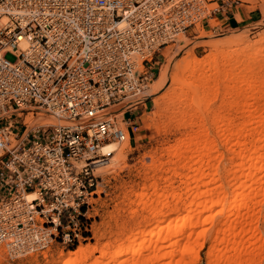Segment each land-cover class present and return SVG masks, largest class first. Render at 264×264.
Here are the masks:
<instances>
[{"label":"built area","instance_id":"built-area-1","mask_svg":"<svg viewBox=\"0 0 264 264\" xmlns=\"http://www.w3.org/2000/svg\"><path fill=\"white\" fill-rule=\"evenodd\" d=\"M230 6L0 0V246L23 255L85 238L94 172L113 155L99 149L138 131L124 115L141 105L161 51Z\"/></svg>","mask_w":264,"mask_h":264},{"label":"bare ground","instance_id":"bare-ground-1","mask_svg":"<svg viewBox=\"0 0 264 264\" xmlns=\"http://www.w3.org/2000/svg\"><path fill=\"white\" fill-rule=\"evenodd\" d=\"M259 43L249 44L240 37L209 40L202 44L210 46L215 54L198 60L188 52L173 64L174 79L167 87V95H173L176 104L185 107L178 112L176 121L182 128H196L187 134L183 147L173 148L170 154L182 170L192 171L191 177L186 174L192 184L191 188L188 181L185 184L189 193L187 208L183 214H178L175 205L164 212L166 199L152 205L149 215L155 222L144 232L127 237L124 247L111 253L101 249L99 260L94 259L89 264H197L198 247L203 246L200 243L206 237L210 239L205 255L207 264L260 263V257L254 253L258 240L254 232L257 209L264 206V73L258 75L257 70L253 71L264 68V55H260L264 48H254ZM228 67L232 70L225 77L232 85H228L226 96L223 94L226 98L222 97L218 109L209 108L204 102L206 99L198 97L202 87L216 82L215 75L205 73H219ZM167 75L161 76L155 92ZM217 83L216 88L220 84ZM223 107L235 116L240 115V119H232L228 113V118H221ZM128 140L129 133L126 142ZM123 144H105L99 153L114 154L116 146ZM219 147H226L228 156L224 157ZM118 153L121 154L122 149ZM32 197L30 195L29 199ZM215 219L219 221L215 223ZM258 235L264 242V236ZM3 248L6 250L5 246ZM94 250L80 246L74 253L57 259L56 264H87Z\"/></svg>","mask_w":264,"mask_h":264},{"label":"rangeland","instance_id":"rangeland-1","mask_svg":"<svg viewBox=\"0 0 264 264\" xmlns=\"http://www.w3.org/2000/svg\"><path fill=\"white\" fill-rule=\"evenodd\" d=\"M230 2L229 13L230 16L235 13L238 28L225 32L220 23L211 22V25L201 30L198 37L180 39L177 43L168 45L161 51L155 78L149 83L148 89L140 98L142 102L139 108L141 126L135 132V137L133 139L130 137L129 142L116 146L113 156L107 159V164L97 168L94 172L97 183L91 199L88 236L68 249L53 245L43 253L37 251L31 254L12 256L1 246L0 264H56L57 259L65 258L67 253H74L80 246L95 248L90 259L87 260V264H89L94 259L99 260L101 249H107L111 253L119 247H124L126 243L124 241L127 237L144 232L149 225L155 222L149 215V209L163 199H166L164 212L173 209L175 205L174 209L178 214L184 213L189 201L187 197L189 193L186 192L185 184L187 181V184L191 182L186 174L191 177L192 171L182 170L174 161L175 159L170 157V154L173 148L183 147L182 144L186 137L194 131L195 127H191L192 129L190 127L182 128L176 121L179 116L178 112L185 107L177 105L173 95L172 97L167 95L168 88L174 79L173 64L175 65V62L186 57L188 52H191L198 60H204L215 53L210 46L202 43L225 37H240L249 44L260 42L254 48L259 46L264 48V0H230ZM262 50L264 49H261V56L264 55ZM229 70L232 68H225L219 73L214 71L205 73L206 75H215V82H218L217 85L220 83L218 88L215 86L216 83H209L201 88L198 98L201 99V96L205 98L204 102L210 106L209 108L218 109L223 100L222 97L226 98V89L228 85L229 87L232 85V81L225 77L230 72ZM253 71L262 75L264 68L261 67V69H254ZM165 73L169 74L168 77L155 92L156 86L160 84L161 76ZM216 106L217 108H215ZM114 111L111 110L110 112L113 113ZM230 113L226 107L225 109L223 107L220 110V117L240 119L238 117L240 115L236 114L235 116V113ZM118 118H121V115ZM213 135L215 136V133ZM216 143L218 145V139ZM120 149H122V153L117 154ZM219 149L224 157L228 156L226 147H219ZM157 166L160 168L156 170ZM189 186L191 188L192 184ZM141 196L142 198H140ZM176 198L181 200L176 201ZM257 212L259 214L255 216V237H259L258 234L264 236V206L257 209ZM218 221L219 219H215L214 222ZM258 237L257 242H255L254 253L260 257L258 264H264V242ZM209 241L210 239L206 237L200 243H203V246L198 247L197 264H207L205 255L210 247Z\"/></svg>","mask_w":264,"mask_h":264},{"label":"crops","instance_id":"crops-1","mask_svg":"<svg viewBox=\"0 0 264 264\" xmlns=\"http://www.w3.org/2000/svg\"><path fill=\"white\" fill-rule=\"evenodd\" d=\"M230 12V9H228ZM219 23L221 24V27L224 29L225 32L232 31L235 28H238L239 25H237V20L235 17V13H233L232 16H230V13L228 14V17L224 20H219ZM140 106L136 107L135 109H132L131 111L127 112L124 115V118H129L131 122L138 125V129L141 126V116H140ZM140 120V121H139ZM130 137L133 139L135 137V134L131 133Z\"/></svg>","mask_w":264,"mask_h":264}]
</instances>
